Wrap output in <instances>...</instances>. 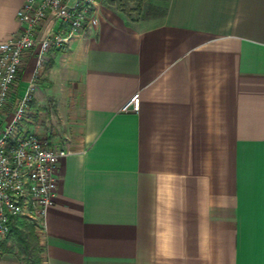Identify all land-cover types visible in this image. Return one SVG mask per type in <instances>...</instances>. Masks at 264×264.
I'll list each match as a JSON object with an SVG mask.
<instances>
[{"label": "crops", "instance_id": "1", "mask_svg": "<svg viewBox=\"0 0 264 264\" xmlns=\"http://www.w3.org/2000/svg\"><path fill=\"white\" fill-rule=\"evenodd\" d=\"M23 2L0 0V43ZM94 13L35 78L34 113L56 112L71 151L44 264H264V0H164L136 23ZM34 66L25 52L2 125Z\"/></svg>", "mask_w": 264, "mask_h": 264}, {"label": "built area", "instance_id": "2", "mask_svg": "<svg viewBox=\"0 0 264 264\" xmlns=\"http://www.w3.org/2000/svg\"><path fill=\"white\" fill-rule=\"evenodd\" d=\"M98 0H24L16 11L19 35L0 43V239L18 219L34 221L41 228L54 204L56 165L70 150L54 149L33 131L25 129L32 81L52 50L63 51L70 40L84 35L97 23L94 9ZM47 18L53 24L47 34L38 30ZM33 51L35 66L32 80L16 103L12 115L2 125L3 112L17 80L25 52ZM137 95L122 111L139 110Z\"/></svg>", "mask_w": 264, "mask_h": 264}, {"label": "rangeland", "instance_id": "3", "mask_svg": "<svg viewBox=\"0 0 264 264\" xmlns=\"http://www.w3.org/2000/svg\"><path fill=\"white\" fill-rule=\"evenodd\" d=\"M98 1L102 9L119 15L128 23H136L137 21L158 17L164 11V0ZM37 76L39 78L40 75L38 74ZM31 83L30 102L25 120L23 121L25 129L34 124L39 130L36 134L46 141L48 147L69 150L64 141V129L61 120L56 116V112L54 111V122L51 121L50 112L34 113L33 92L35 79ZM16 94L13 95L12 93L17 99L18 96ZM9 99L11 100V96H9L8 101ZM15 107L16 104L11 103L9 105L11 112L8 119L12 115ZM41 239L42 228L40 225H37V223L31 220L18 219L11 227L10 232L4 238L0 239V258L4 261L15 262L17 264H35L36 262L37 264H44V252L40 243Z\"/></svg>", "mask_w": 264, "mask_h": 264}, {"label": "trees", "instance_id": "4", "mask_svg": "<svg viewBox=\"0 0 264 264\" xmlns=\"http://www.w3.org/2000/svg\"><path fill=\"white\" fill-rule=\"evenodd\" d=\"M35 264H37V262Z\"/></svg>", "mask_w": 264, "mask_h": 264}]
</instances>
